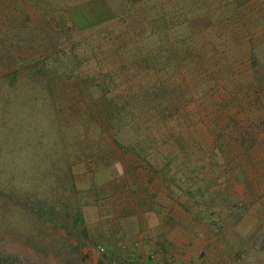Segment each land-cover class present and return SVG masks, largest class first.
Returning <instances> with one entry per match:
<instances>
[{
    "label": "rangeland",
    "instance_id": "obj_1",
    "mask_svg": "<svg viewBox=\"0 0 264 264\" xmlns=\"http://www.w3.org/2000/svg\"><path fill=\"white\" fill-rule=\"evenodd\" d=\"M0 256L264 264V0H0Z\"/></svg>",
    "mask_w": 264,
    "mask_h": 264
},
{
    "label": "trees",
    "instance_id": "obj_2",
    "mask_svg": "<svg viewBox=\"0 0 264 264\" xmlns=\"http://www.w3.org/2000/svg\"><path fill=\"white\" fill-rule=\"evenodd\" d=\"M0 264H15V262L10 261L8 258H4L0 256Z\"/></svg>",
    "mask_w": 264,
    "mask_h": 264
}]
</instances>
